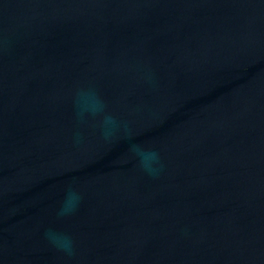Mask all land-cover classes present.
I'll list each match as a JSON object with an SVG mask.
<instances>
[{"label":"water","instance_id":"95a60500","mask_svg":"<svg viewBox=\"0 0 264 264\" xmlns=\"http://www.w3.org/2000/svg\"><path fill=\"white\" fill-rule=\"evenodd\" d=\"M0 264H264V0H0Z\"/></svg>","mask_w":264,"mask_h":264}]
</instances>
